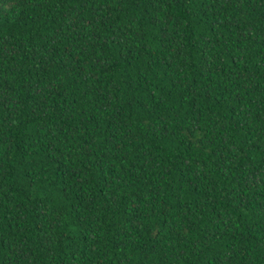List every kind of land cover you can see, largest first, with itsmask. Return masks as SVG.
Masks as SVG:
<instances>
[{
  "label": "trees",
  "instance_id": "obj_1",
  "mask_svg": "<svg viewBox=\"0 0 264 264\" xmlns=\"http://www.w3.org/2000/svg\"><path fill=\"white\" fill-rule=\"evenodd\" d=\"M0 264H264V0H0Z\"/></svg>",
  "mask_w": 264,
  "mask_h": 264
}]
</instances>
